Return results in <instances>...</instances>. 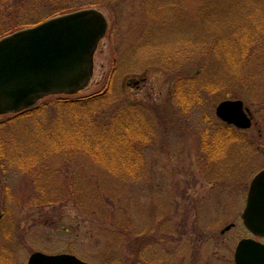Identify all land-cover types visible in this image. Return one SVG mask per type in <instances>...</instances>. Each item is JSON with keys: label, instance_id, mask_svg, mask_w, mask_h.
<instances>
[{"label": "rangeland", "instance_id": "rangeland-1", "mask_svg": "<svg viewBox=\"0 0 264 264\" xmlns=\"http://www.w3.org/2000/svg\"><path fill=\"white\" fill-rule=\"evenodd\" d=\"M97 1L85 8L100 10L108 30L88 86L0 114L1 264H26L36 251L91 264H234L238 240L251 236L241 218L249 184L264 168V0ZM36 14L28 9L21 17ZM209 38L217 48L212 60L202 50ZM206 64L214 79L229 67L225 77L238 83L198 94L196 85L198 102L184 108L177 79ZM87 97H115L108 113L128 105L143 110L150 137L135 141V152L109 138L118 124L100 140L116 162L134 165L130 152L139 155L136 179L106 168L82 141L61 139L73 128L57 100ZM225 99H241L252 126H233L234 137L220 131L218 143L212 136L224 122L215 109Z\"/></svg>", "mask_w": 264, "mask_h": 264}, {"label": "water", "instance_id": "water-1", "mask_svg": "<svg viewBox=\"0 0 264 264\" xmlns=\"http://www.w3.org/2000/svg\"><path fill=\"white\" fill-rule=\"evenodd\" d=\"M108 29L105 15L86 8L45 20L0 39V114L34 106L52 94H75L85 89L94 71V53ZM216 116L239 129L252 119L241 99H226ZM2 216L0 209V218ZM242 220L249 232L264 237V169L252 178ZM230 225L226 227L229 229ZM235 264H264V243L240 239ZM26 264H91L74 254L33 252Z\"/></svg>", "mask_w": 264, "mask_h": 264}, {"label": "trees", "instance_id": "trees-1", "mask_svg": "<svg viewBox=\"0 0 264 264\" xmlns=\"http://www.w3.org/2000/svg\"><path fill=\"white\" fill-rule=\"evenodd\" d=\"M99 5V2L97 0H0V38L4 35H7L15 30H19L25 27H30L35 24H38L42 21H45L49 18L64 15L73 11L84 9L87 6H95ZM34 7V8H33ZM28 9L30 11H36L38 14H36V17H32L29 21H26L24 18L21 17V12H27ZM22 10V11H21ZM213 10L210 11L209 14H211ZM213 14L215 12H212ZM202 14V13H201ZM215 16V15H211ZM16 17H21L22 20H20V24L17 21L8 22L9 19H14ZM35 18V19H34ZM213 42L211 38L206 39V41H203V45H208ZM217 43V42H216ZM219 44V43H217ZM222 46L223 43H222ZM213 46V43L211 47H207L202 49L204 52H208L207 56L210 60L213 58H218L216 56L217 50H215ZM215 53V54H213ZM206 56V57H207ZM207 57V58H208ZM218 60V59H217ZM209 65V63H208ZM206 64L204 66V72H200V68L197 67L192 71L191 75L186 76V78H179L177 79V93L175 94L176 99L181 103V105L184 108H189V103L194 101L198 102L199 97H194V91L195 86L198 85L199 89L196 94L200 91V89H203L208 92H213V90H217L219 86H224L225 84H235L238 83L232 76L227 75L225 77V74L227 73L226 70L229 68L227 67L222 75V77H219L217 79L213 78V75H210L212 72L211 66L208 67ZM210 70V73L207 72V70ZM230 69V68H229ZM228 69V71H229ZM232 69V68H231ZM234 71V69H232ZM236 72V71H235ZM198 77L200 79H198ZM203 77V79H202ZM209 78V80H206L204 82L205 78ZM228 78V79H227ZM203 80V82H200V80ZM200 85V86H199ZM202 86V87H201ZM225 87V86H224ZM191 90L188 91V90ZM106 91H103V94ZM189 92V93H188ZM112 93L109 95L111 96ZM101 95V94H100ZM99 95V96H100ZM189 95V97H188ZM111 98V99H110ZM116 100L115 97H87L84 98V100H75V101H68L66 99H59L58 101V108L62 112L69 113L70 121L72 124V132L69 133V135H65L64 137H61V139L65 140H73V141H82L83 144L79 147L84 149V151L87 152L90 156L96 158V160H100L103 162V165H106L108 169H112L114 173L116 174H122L126 177L136 179V176H138V173H140V164L141 160L138 158L137 153L130 152L132 155L136 156V160L133 159L135 162L134 165L131 162H116L114 161L113 156L108 155L104 148L102 147V142L100 140H106L107 138L104 137L105 129L109 128L110 126H114V124H118L117 127H115V131H110L109 138L112 140V142L118 147V148H124L128 146L131 151L135 152V149H133V146H135V141L142 138V141L145 139L148 140V137H150L149 133H146L145 125H143V122H145L142 117L144 118V113L142 112V109L136 108L134 106L128 105L123 106L121 108L114 109V112H106V106L109 104H112ZM62 102V103H61ZM178 103V104H179ZM30 110V109H28ZM125 110V111H124ZM127 110V111H126ZM108 113V115H107ZM107 115L106 118H108L107 121H102V116L104 117ZM124 120V124L126 123L127 127H122V122ZM75 124V126H73ZM142 125V126H140ZM215 133L212 137L214 140H218L219 132L222 131L223 135L231 134L229 131H235L233 126L228 125L226 123L219 124V126H216ZM221 127V128H220ZM110 129V128H109ZM218 129V130H217ZM123 130V131H121ZM229 132V133H227ZM145 134V135H144ZM232 136L234 134H231ZM147 136V138L145 137ZM234 137V136H233ZM51 140V139H49ZM145 140V141H146ZM222 140H218V143H220ZM207 144L205 145L206 149L208 150L209 156L212 158L214 152L211 150H214V146H211V144L207 141ZM215 143V142H214ZM217 144V143H216ZM98 146L101 149H98ZM218 144L216 145V148H218ZM132 148V149H131ZM127 150V149H126ZM113 161V162H112ZM138 166L137 169H134V166ZM5 251V248H3ZM1 256V254H0ZM1 261V258H0ZM6 263L9 264L7 260H5ZM1 264V262H0Z\"/></svg>", "mask_w": 264, "mask_h": 264}, {"label": "flooded vegetation", "instance_id": "flooded-vegetation-1", "mask_svg": "<svg viewBox=\"0 0 264 264\" xmlns=\"http://www.w3.org/2000/svg\"><path fill=\"white\" fill-rule=\"evenodd\" d=\"M3 211V210H2ZM261 239H263V238H261Z\"/></svg>", "mask_w": 264, "mask_h": 264}]
</instances>
